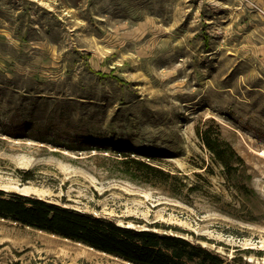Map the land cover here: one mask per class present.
Wrapping results in <instances>:
<instances>
[{
    "label": "rangeland",
    "instance_id": "obj_1",
    "mask_svg": "<svg viewBox=\"0 0 264 264\" xmlns=\"http://www.w3.org/2000/svg\"><path fill=\"white\" fill-rule=\"evenodd\" d=\"M210 118L237 175L197 134ZM0 189L264 264V0H0ZM0 264L138 263L0 217Z\"/></svg>",
    "mask_w": 264,
    "mask_h": 264
},
{
    "label": "trees",
    "instance_id": "obj_2",
    "mask_svg": "<svg viewBox=\"0 0 264 264\" xmlns=\"http://www.w3.org/2000/svg\"><path fill=\"white\" fill-rule=\"evenodd\" d=\"M197 134L224 172L237 175L245 161L223 136L221 125L210 118L197 126ZM119 163L133 180L168 183L175 194L182 190L179 174L162 166L127 153ZM197 189V185L190 187L192 191ZM0 217L83 242L138 264H258L236 256L228 259L200 241L169 231L163 225L155 226L158 229L124 225L110 217L4 189H0Z\"/></svg>",
    "mask_w": 264,
    "mask_h": 264
}]
</instances>
